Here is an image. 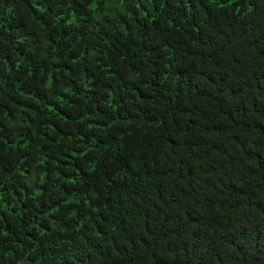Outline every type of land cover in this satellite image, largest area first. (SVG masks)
<instances>
[{
  "label": "trees",
  "instance_id": "obj_1",
  "mask_svg": "<svg viewBox=\"0 0 264 264\" xmlns=\"http://www.w3.org/2000/svg\"><path fill=\"white\" fill-rule=\"evenodd\" d=\"M0 264H264V0H0Z\"/></svg>",
  "mask_w": 264,
  "mask_h": 264
}]
</instances>
